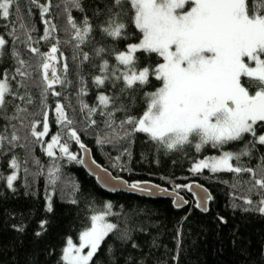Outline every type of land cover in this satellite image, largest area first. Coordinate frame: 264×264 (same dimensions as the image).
<instances>
[{"label": "trees", "instance_id": "1", "mask_svg": "<svg viewBox=\"0 0 264 264\" xmlns=\"http://www.w3.org/2000/svg\"><path fill=\"white\" fill-rule=\"evenodd\" d=\"M17 2L18 13L14 4L8 19L0 16V36L7 41L3 55H0V74L6 72L11 77L18 67L28 73L27 78L17 75L15 80H10L14 92L24 95L25 100L10 96L5 109L0 110V134L10 137L15 131L20 137L14 144L6 142L0 149V175L6 178L13 173L10 167L13 158L20 163L19 178L14 182L15 191L0 179V264H63L61 256L66 239H76L90 226V216L103 211L107 203L112 204L114 213L107 219L117 224L118 229L102 243L93 264H264V215L244 211L245 208L256 207L264 195V192L258 194V190L253 188L251 174L211 173L207 169L194 174L189 170L201 159L221 156L225 151L241 152L250 137L225 144L223 148L207 144L200 151L195 149L199 138L190 145L168 150L143 133L100 143L112 129L106 127L105 117L99 111L91 117L96 120V124L91 125L87 112L81 111L80 102L96 107L98 96L105 94L114 98L113 107L130 103L127 94H120L122 82H117L115 87L111 81H106L104 87H97L93 82L94 76L102 74L99 67L102 61L96 55V48L108 49L103 59L108 60L111 70L116 65L112 49L124 51L128 44L139 42V33L130 17H124L127 38L114 41L99 30L103 17L94 15V7L100 0H81L84 11L72 7L67 0H37L40 5L51 4L47 14L31 0ZM69 15L78 26L82 27L85 16L93 25L91 35L79 48L76 47L74 30L68 23ZM45 20L49 24H45ZM46 32L49 33L48 39L44 38ZM57 41L58 57L62 61L66 58L67 79L71 84L67 87L58 85L56 90L62 95L54 97L49 94L44 104L40 86L41 57L30 49L34 47L40 53H47ZM84 53L88 54L89 60L82 62ZM136 56L139 58L138 68H154L156 63L162 62L155 54L148 56L138 52ZM18 59L24 60L25 64L21 66ZM57 67L59 69L61 65ZM120 67L123 69L122 65ZM57 74L63 75L60 71ZM81 78L87 87V95L83 96L79 95ZM22 81L25 87L20 86ZM159 86L160 82L150 76L149 84L144 85L137 95L135 106L127 113H115V126L118 128L126 114H141L146 107L143 93L155 91ZM28 97L32 99L30 104L27 103ZM57 103L65 106L68 117L73 121L70 127L63 128L57 121ZM17 106L27 111L18 113ZM45 113L50 131L41 142L31 136V128L35 123L37 131L43 130ZM14 115L18 118L9 119ZM71 130L77 132L81 143L91 151L97 163L129 184L147 182L171 191H174V184L199 183L205 186L212 196L208 211L197 208L195 197L187 190L179 193L188 201L180 208L175 206L173 198L167 196L152 197L130 191L110 193L83 163L60 158L59 150L55 152V163L60 169V178L55 185L50 184L48 171L52 168L53 158L47 156L44 148L51 142V137L59 134L61 143H66L69 151L82 161V149L69 138ZM261 156H264V146L256 145L251 149V156H240L239 161L232 163L242 168H254L259 178L264 175L260 168ZM49 196L53 205L51 213L45 210ZM245 198L251 199L253 204H245ZM72 200L76 203H71ZM219 217L227 223H220ZM44 219L48 220L47 231L37 237L35 232L40 230L39 222ZM21 224L25 230L18 232L14 226ZM125 233L129 239L119 238ZM133 243L138 247L133 248Z\"/></svg>", "mask_w": 264, "mask_h": 264}, {"label": "snow or ice", "instance_id": "2", "mask_svg": "<svg viewBox=\"0 0 264 264\" xmlns=\"http://www.w3.org/2000/svg\"><path fill=\"white\" fill-rule=\"evenodd\" d=\"M67 2L84 11L81 0ZM31 3L40 7L44 14L51 7L50 3L48 6L38 4L37 0H31ZM14 4L18 13L17 0H0V16L8 19ZM94 15L103 17L98 25L99 30L114 41L127 38L125 16L130 17L139 33L138 43L128 44L124 51L117 52L112 49L111 54L115 56L116 65L111 70L108 60L103 59L108 49H95L97 57L102 61L99 66L102 74L93 77L94 84L104 87L106 81H111L115 87L117 82H122L120 94H127L130 100L126 106L122 103L114 107V98L105 94L98 96L99 104L96 107H89L81 100V111L87 112L91 125L96 124V120L91 117L99 111L105 117L106 127L112 129L111 134L99 142H113L114 139L122 140L134 133H143L168 150L190 145L195 138H199L195 149L200 151L207 144L214 148H223L225 144L243 140L248 136L250 139L241 152L225 151L221 156L201 159L189 170L194 174H201L205 169L211 173L248 172L252 177L253 188L258 190V194L264 192V175L258 178L254 168H242L232 163L234 160L239 161L240 156H251V149L256 145L264 146V0H100L94 7ZM44 23L49 24V21L45 20ZM68 23L74 30L76 47L79 48L91 35L93 25L87 16L83 19L82 27L70 15ZM51 28L54 29L55 26L52 25ZM48 35L46 32L44 38L48 39ZM58 43L57 41L47 53H40L34 47L30 49L41 57L40 86L44 104L47 103L49 94L54 97L62 95L56 90L58 85L67 87L71 84L67 79L69 69L66 58L62 61L58 57ZM6 44L7 41L0 36V55H3ZM138 52L148 56L155 54L162 62L156 63L154 68H138ZM88 60V54L84 53L82 62ZM18 63L23 66L25 61L18 59ZM57 65L61 67L58 69ZM58 71L63 75H58ZM17 75L27 78L28 73L18 67L15 75L11 77L6 72L0 74V110L5 109L10 96L15 95L17 99L25 100V96L14 92L10 84V80H15ZM150 76L159 81L160 86L155 91L144 92L146 107L142 113L126 114L117 128L115 113H127L135 106L136 97L143 86L149 84ZM80 83L79 95H87L83 78ZM20 86L25 87L23 81ZM27 103H32L31 97L27 98ZM26 111V108L17 106L18 113ZM55 113L63 128L71 126L73 121L68 117L63 104L55 105ZM17 118L14 115L9 119ZM36 128L37 124L33 123L31 136L42 142L50 131L47 113L43 119V130L37 131ZM68 135L80 149L87 151L75 130H71ZM19 139L15 131L10 137L0 134V149L4 148L6 142L14 144ZM55 148H59L62 154L60 158L67 157L69 161L83 163L76 154L69 151L66 143H61L59 134L51 137V142L44 150L49 158H53L52 168L48 171L49 183L53 185L60 178V169L55 163ZM260 160V168L264 171V156ZM36 163L39 164V161ZM10 167L14 170L13 173L6 178L0 175V179H4L7 187L15 191L14 182L19 178L20 171V163L16 158L10 161ZM121 182L130 191L150 194L144 186L147 182ZM193 188V184H174L177 208L188 203L179 195L180 191L192 192ZM164 191L167 192V189ZM204 192L205 196L199 199L196 207L207 212L206 205L212 196L206 189ZM244 202L249 206L253 204L248 198ZM71 203L75 204L76 200ZM45 210L49 213L53 211L51 196L47 198ZM244 211H255L264 215V195H261L256 207L245 208ZM113 214L112 204L107 203L103 211L94 212L90 216V226L79 233L78 244L72 238H67L66 246L62 249L63 264H93V258L102 243L110 234L117 232V224L107 219ZM218 220L222 224L227 223L223 217ZM47 225V219L41 220L40 230L35 232V236H42L47 231ZM14 227L18 232L25 230L23 224ZM119 238L129 239L126 233ZM132 247L138 246L133 243Z\"/></svg>", "mask_w": 264, "mask_h": 264}, {"label": "water", "instance_id": "3", "mask_svg": "<svg viewBox=\"0 0 264 264\" xmlns=\"http://www.w3.org/2000/svg\"><path fill=\"white\" fill-rule=\"evenodd\" d=\"M81 156H82L83 166L86 168L88 172H90L94 177H96L99 184L105 190H107L110 193H115L118 191H128V192L130 191L128 187L126 186V184L121 182V181H126V180L115 177L109 170L105 169L99 163H97L93 159L92 153L88 148H87V151H84V150L81 151ZM193 185H194V188H193V191L190 192V194L195 197L196 202H198L201 197L205 196L204 189H206L207 193L210 194L209 190L205 186L200 185L199 183H193ZM144 186L147 188L150 194L141 193V192H138V193H141L146 196H152V197H155V196L171 197L175 200V204H176V196L174 194V191L167 189V192H165L164 191L165 188L160 187V186L159 188H157L156 187L157 185H154L151 183H146L144 184ZM130 192H134V191H130ZM179 195L185 200V198L181 194ZM206 207L208 208V203Z\"/></svg>", "mask_w": 264, "mask_h": 264}, {"label": "rangeland", "instance_id": "4", "mask_svg": "<svg viewBox=\"0 0 264 264\" xmlns=\"http://www.w3.org/2000/svg\"><path fill=\"white\" fill-rule=\"evenodd\" d=\"M49 143H50V142H49ZM47 144H48V143H47ZM57 150H59V148H55V149H54L55 152H56ZM215 157H218V156H215ZM207 158H208V157H207ZM197 162H199V161H197ZM72 240H73V242L76 243V244L79 243V241H78V237H77L76 239H73V238H72ZM65 246H66V245H65ZM86 251H87V249H85V252H86Z\"/></svg>", "mask_w": 264, "mask_h": 264}]
</instances>
